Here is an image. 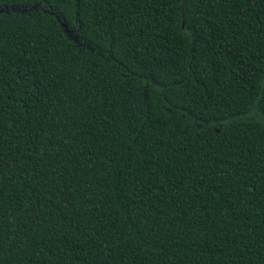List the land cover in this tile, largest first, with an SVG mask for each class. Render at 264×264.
I'll list each match as a JSON object with an SVG mask.
<instances>
[{
  "label": "trees",
  "instance_id": "16d2710c",
  "mask_svg": "<svg viewBox=\"0 0 264 264\" xmlns=\"http://www.w3.org/2000/svg\"><path fill=\"white\" fill-rule=\"evenodd\" d=\"M0 264H264V0H0Z\"/></svg>",
  "mask_w": 264,
  "mask_h": 264
}]
</instances>
